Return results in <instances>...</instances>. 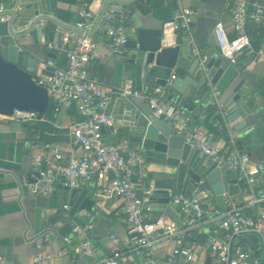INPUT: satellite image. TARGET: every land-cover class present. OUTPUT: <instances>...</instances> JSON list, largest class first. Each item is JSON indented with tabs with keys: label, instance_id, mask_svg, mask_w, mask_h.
<instances>
[{
	"label": "built area",
	"instance_id": "1",
	"mask_svg": "<svg viewBox=\"0 0 264 264\" xmlns=\"http://www.w3.org/2000/svg\"><path fill=\"white\" fill-rule=\"evenodd\" d=\"M105 1L110 5L98 18L90 8V0H77L78 19L73 27L78 32L56 25L54 33L59 37L46 44L50 52L66 56V66L59 67L52 60L40 62L43 73L36 82L46 88L55 115L64 109L75 112L68 126L72 153L66 155L59 145H54L34 155L33 165L42 169L40 176L29 185L30 192L47 195L56 183L77 188L79 184L94 182L102 199L120 201L118 216L125 226V238L112 235L111 252L99 264H198L195 249L203 244L211 252V264H262L254 258L253 252L240 244H233L230 248V243L234 236L256 235L264 255V210L257 212V207L264 203V183L259 182L264 164L252 161L247 153L234 145L221 149L214 132L193 123L188 117H181L176 103L166 100L171 80L165 86L152 90L134 89L128 85L119 90H109L101 86L89 69L91 63L106 56L95 36L104 38L109 55L126 57L131 50L130 33L134 31L128 26L130 5L114 2L116 0ZM115 6H119V10ZM259 8V0H233L230 10L233 37L229 36L221 22L214 26L220 53L229 62H234L243 52L264 55L263 47L257 51L253 49L247 34L250 9ZM4 10V6H1L0 11ZM194 15L192 10H183L176 16L174 28L187 30ZM40 25L44 27L45 21H40ZM92 32L94 34L90 36ZM117 93L123 97L149 101L153 117L163 120L176 135L183 136L203 156L213 158L218 167L232 173L237 184L247 192L245 205L250 213L245 214L242 208H232L227 201H224L226 210L221 212L195 194L178 192L171 195L170 203L184 212V216L178 220L163 214L151 218L156 188L150 184L138 190V185L143 181L144 148L135 145L124 152L120 146L106 144L103 140L104 127H113L116 123V115L109 111V107ZM0 121L35 124L44 119L34 111L14 110L11 117L0 115ZM39 137L38 134L32 136L27 143L28 148L35 150ZM205 204L208 207L205 208ZM63 208L69 211L70 206L64 205ZM88 215L87 211H79L72 217L73 234L84 236L86 230L92 229L91 224L82 225L80 222ZM216 216L221 218L220 227L225 233V241H221L216 232H206ZM200 237H205V240L199 243L194 241V238ZM165 241H169L173 247L166 254L157 256L156 247ZM64 242L70 247L72 263L77 264L82 254L93 256L96 253L88 241L74 243L65 236ZM49 258L41 255L38 260L48 264ZM2 260L0 254V264Z\"/></svg>",
	"mask_w": 264,
	"mask_h": 264
},
{
	"label": "crops",
	"instance_id": "2",
	"mask_svg": "<svg viewBox=\"0 0 264 264\" xmlns=\"http://www.w3.org/2000/svg\"><path fill=\"white\" fill-rule=\"evenodd\" d=\"M24 2L27 5L25 10L29 11V16H32L33 12L39 6H42L44 14L54 17L69 26H73L78 19L77 0H24ZM14 3L11 0H0V7L4 6V11H10L14 8ZM259 3V10L250 9L247 25V34L253 49L256 51L262 47L264 48V0H259ZM232 4L233 0H133L130 4L131 17L128 26L131 30L140 25L162 26L163 42L165 44L187 38L194 43H203L206 47H212L213 45L218 47L213 32V28L217 23L221 22L224 25L229 36L234 35L230 17ZM107 5L109 6L110 4L105 0H90V8L98 18L101 17ZM183 10L195 12L193 21L187 30H176L174 28L175 18ZM53 26H56V24L47 21H45L44 27L40 23L37 24L35 29L26 37V45L30 53L39 61L52 60L57 66L63 68L66 66V56L58 52H50L46 47L49 40L59 37L52 32ZM40 28H44V33L39 31ZM134 32L130 33L131 48L134 45ZM50 33H53V35L51 36ZM50 36L52 37L51 39L49 38ZM95 37L100 50L106 56L90 64L91 75L105 89L119 90L128 85L134 89L141 90L140 80L135 78L133 74L134 67L127 63L129 55L126 57L109 55L104 38ZM165 52L163 51L162 55L163 63H167L169 60ZM230 63L235 65L241 74L244 87L250 95L248 99L256 103L263 102L264 55L243 52L237 56L234 62ZM155 87L150 85L147 89L152 90ZM168 95L167 88V101H169ZM123 98L120 94H115L109 111L118 115L119 104L123 101ZM135 99L138 102L143 101L141 98ZM175 103L180 110L181 117H188L193 123L214 132L221 149L234 145L238 150L247 153L252 161L264 164V135L248 138L241 143L230 137L226 131L223 110H220L217 104L211 101V95L204 89L188 87L184 96ZM72 116H75L73 110L64 109L59 114H56L53 120L49 121L46 119L43 122L46 125L43 132L47 138V143L38 141L41 151L47 150L54 145H59L64 154L70 155L72 153L68 133V126ZM77 117L79 118V116ZM35 134L39 135L40 133L34 128V123L21 124L13 121H0V254L3 258L1 264H42L38 260L41 255L50 257L48 264H71L70 247L65 244L64 237L43 235L48 228H52V221H59L58 224L61 227V221L68 215V211L63 206L69 205L70 192L66 191V187L61 183H56L53 190L47 195H35L30 190L25 195L16 177L9 173L11 168H15L17 171L25 169L26 174L32 177L35 176L36 172L40 173L42 168H38L32 163L34 155L39 152L35 153L34 150L28 149L27 146V143ZM103 140L106 144L120 146L124 152L135 146V143L128 139L127 129L124 127L120 128V132L103 130ZM27 150H30L29 155L26 153ZM204 159H207V157L204 156ZM29 166L31 170H28ZM142 173L143 181L138 185L139 191L150 185L145 172V164ZM230 175L235 180L234 175L232 173ZM259 182L261 184L264 183V169ZM234 183L238 186V192L222 194V205L218 204L215 199L216 195L212 190L207 191L201 185L193 193H185L199 196L204 203L221 212L226 210L224 201H227L232 208H242L245 214H249L250 212L245 205V198L248 196L247 192L243 186L237 184V182ZM79 187L87 189L89 194H92V199L95 202L94 207L87 211L89 215L80 219L82 225L91 224L92 229L86 230L84 236L75 235L71 231L66 236L70 237L74 243L90 242L96 250V253L92 256L95 257V260L91 264H99L111 252V243L108 235L112 233L122 239L125 238V226L119 221L118 216L120 201L102 199L97 193L94 182L79 184ZM27 188L29 189V185H27ZM170 191L171 195L181 192L175 188ZM206 204L205 208L208 207ZM163 206L161 204H153V211L150 217L155 218L159 215L155 208ZM172 207L177 211L179 218L184 216V212L174 206ZM261 210H263L262 205L257 207V212ZM72 217H70V223ZM220 224L221 218L216 216L214 222L206 229V232H216L219 234V239L225 241V233L221 229ZM203 240H205V237H200L198 243ZM231 242L240 244L245 249L253 252L254 258L259 259L264 264L260 239L256 248L247 243L242 236H234ZM125 245L123 241V246ZM197 246L195 249L197 263L206 264L207 260L211 259L210 250L205 247V244ZM172 247L169 241L160 243L156 247V255L162 256Z\"/></svg>",
	"mask_w": 264,
	"mask_h": 264
},
{
	"label": "water",
	"instance_id": "3",
	"mask_svg": "<svg viewBox=\"0 0 264 264\" xmlns=\"http://www.w3.org/2000/svg\"><path fill=\"white\" fill-rule=\"evenodd\" d=\"M132 1L114 2L130 5ZM26 6L24 0H16L12 10L0 11V115L7 117H11L14 110L44 114L49 109L47 90L36 82L43 73L39 66L42 61L35 58L26 45V37L36 25L40 21H47L78 32L73 26L44 14L42 6L29 16ZM115 8L119 10L120 7ZM39 31L44 33V28ZM134 31V45L127 55V63L134 67L133 74L140 80L142 89L150 85L165 86L171 80L168 100L175 103L184 96L188 87L202 88L211 95V101L223 110L226 131L230 137L241 143L248 138L264 135V101L256 103L248 99L250 95L244 87L241 74L235 65L221 55L218 47H206L203 43H194L187 38L165 44L162 26L140 25ZM163 51L169 57L167 63L162 62ZM121 127L127 129L131 142L141 145L145 150L147 179L156 188L153 204L164 205L155 208L159 214L179 219L177 211L170 205V190L173 188L193 193L201 185L207 191L212 190L219 205L223 204L222 194L238 192V186L234 183L236 181L228 170L218 167L213 158L204 159L200 151L187 143L183 136L176 135L163 120L152 116L149 101L138 102L133 97H124L119 104L116 123L103 130L120 132ZM40 151L38 143L34 152ZM26 153L29 155L30 150ZM28 170H31L30 166ZM9 173L16 177L25 195L30 190L27 185L34 183L35 178L40 176L36 172L32 177L26 174L25 169L17 171L15 168H11ZM65 190L70 192L68 215L61 221V227L59 221H52V228H48L43 235L65 237L72 228L70 217L94 207L92 194L87 189L68 186ZM112 235L110 233L108 238ZM242 237L256 248L259 242L257 236L247 234ZM232 247L233 242L230 243ZM94 260L95 257L82 254L77 264ZM206 264H211V259Z\"/></svg>",
	"mask_w": 264,
	"mask_h": 264
},
{
	"label": "trees",
	"instance_id": "4",
	"mask_svg": "<svg viewBox=\"0 0 264 264\" xmlns=\"http://www.w3.org/2000/svg\"><path fill=\"white\" fill-rule=\"evenodd\" d=\"M54 28H55V26H53V28H52V32H54ZM51 34V36L53 35V33H50ZM49 37L50 39L52 38V37ZM131 43L132 42H130V46H131ZM56 115H55V113L53 112V106L50 104L49 105V109L47 110V112L46 113H44V114H39V117L40 118H43L44 119V121L47 119V120H49V121H51V120H53L54 119V117H55ZM44 121H42V122H38V123H35L34 124V128L40 133L39 134V140L41 141V142H44V143H47V138H46V136H45V134H44V132H43V130L46 128V125L43 123ZM262 208H263V210H264V203L262 204ZM194 241H199V238H194ZM71 264H76L75 262L74 263H71Z\"/></svg>",
	"mask_w": 264,
	"mask_h": 264
}]
</instances>
